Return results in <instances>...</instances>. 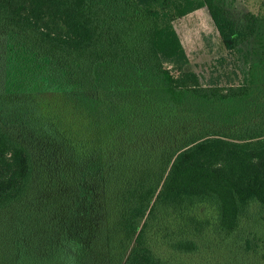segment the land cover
Wrapping results in <instances>:
<instances>
[{"label": "trees", "instance_id": "16d2710c", "mask_svg": "<svg viewBox=\"0 0 264 264\" xmlns=\"http://www.w3.org/2000/svg\"><path fill=\"white\" fill-rule=\"evenodd\" d=\"M201 7L228 50L256 33L216 0H0V32L34 43V65L74 83V132L97 147L95 169L72 164L68 144L67 162L40 165L22 107L0 102V264H168L152 237L194 252L210 226L191 215L199 206L225 235L253 204L264 221V82L255 68L240 85H204L186 69L174 20ZM78 210L91 229L64 240ZM58 214L69 221L55 234Z\"/></svg>", "mask_w": 264, "mask_h": 264}, {"label": "rangeland", "instance_id": "374dc122", "mask_svg": "<svg viewBox=\"0 0 264 264\" xmlns=\"http://www.w3.org/2000/svg\"><path fill=\"white\" fill-rule=\"evenodd\" d=\"M236 25L243 27L254 24L256 33L243 41L236 49L228 50L223 45L216 27L206 7L198 8L185 16L174 20L188 56L186 69L198 74L204 85L227 87L249 81L250 72L256 68L257 80L264 82V0H216ZM36 45L11 34L0 32V102H13L22 107L24 115L22 132L29 135L37 148L40 165L52 167L61 161H68L63 145L68 144L73 151L72 164L83 160L96 166L94 153L96 146L87 147L84 135L74 132L79 121L72 111L69 101V88H75L73 82L63 81V77L52 79L53 73L46 67L34 65L32 55ZM255 73V72H254ZM78 125V126H77ZM52 126V128H51ZM77 127V128H76ZM96 137L94 144L99 142ZM70 137V140L67 136ZM69 161V162H70ZM47 176L53 177L54 168L47 169ZM41 173L43 172L40 170ZM43 176L46 175L44 172ZM40 184L41 180L38 178ZM35 196V195H34ZM24 204H33L31 198ZM24 204L20 205L24 206ZM19 206L17 208H20ZM18 210V209H17ZM14 212V210H12ZM80 217H73L70 232L65 240L75 239L82 229L94 222L81 210ZM199 221L209 222L210 226L197 237L194 252H181L170 247L160 232L151 239V247L168 264H264V221L257 204H253L250 214L242 218L236 231L230 235L215 230L218 213L212 207L199 206L191 212ZM58 219L54 227L55 234L63 232L68 224L65 215H55ZM118 259L114 264H119Z\"/></svg>", "mask_w": 264, "mask_h": 264}]
</instances>
